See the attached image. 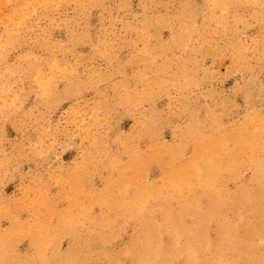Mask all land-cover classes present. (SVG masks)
<instances>
[{"label": "rangeland", "instance_id": "1", "mask_svg": "<svg viewBox=\"0 0 264 264\" xmlns=\"http://www.w3.org/2000/svg\"><path fill=\"white\" fill-rule=\"evenodd\" d=\"M0 44V264H264V0H0Z\"/></svg>", "mask_w": 264, "mask_h": 264}, {"label": "bare ground", "instance_id": "2", "mask_svg": "<svg viewBox=\"0 0 264 264\" xmlns=\"http://www.w3.org/2000/svg\"><path fill=\"white\" fill-rule=\"evenodd\" d=\"M7 1H8V0H7ZM37 1H38V0H37ZM59 1H60V0H59ZM15 2H16V0H15ZM22 2H24V1H22ZM62 2H63V1H62ZM5 3H6V2H5ZM18 3H19V2H18ZM26 3H28V2H26ZM31 3H33V1H32ZM88 3H89V1H88ZM90 3H91V2H90ZM14 4H15V3H14ZM34 4H35V3H34ZM37 4H38V2H37ZM40 4H41V3H40ZM56 4H57V3H55V5H56ZM77 4H78V3H77ZM100 4H101V3H100ZM11 5H12V4H11ZM17 5H18V4H17ZM27 5H28V4H27ZM41 5H42V4H41ZM52 5H53V4H52ZM60 5H61V4H60ZM23 6H24V5H23ZM37 6H38V5H37ZM48 6H49V5H48ZM63 6H64V5H63ZM65 6H66V5H65ZM26 7H27V6H26ZM39 7H40V6H39ZM42 7H44V6H42ZM84 7H85V6H84ZM14 8H16V7H14ZM46 8H47V7H46ZM46 8H44V9H46ZM61 8H63V7H61ZM86 8H87V7H86ZM30 9H31V8H30ZM37 9H38V8H37ZM48 9H49V8H48ZM59 9H60V8H59ZM84 9H85V8H84ZM31 10H32V9H31ZM40 10H41V9H40ZM52 10H53V8H52ZM81 10H82V9H81ZM22 12H23V10H22ZM38 12H39V11H38ZM51 12H52V11H51ZM58 12H59V11H58ZM36 13H37V11H36ZM47 13H48V12H47ZM49 13H50V12H49ZM55 13H56V12H55ZM6 15H7V14H6ZM49 15H50V14H49ZM22 16H23V15H22ZM30 16H31V14H30ZM30 16H29V17H30ZM35 16H36V15H35ZM260 16H261V15H260ZM262 16H263V15H262ZM7 17L9 18V16H7ZM14 17H15V16H14ZM26 17H28V16H26ZM29 17H28V18H29ZM31 17H33V16H31ZM41 17H42V16H41ZM48 17H49V16H48ZM17 18H18V17H17ZM17 18H16V19H17ZM22 18H23V17H22ZM37 18H38V17H37ZM50 18H52V17H50ZM50 18H49V19H50ZM258 18H259V16H258ZM260 18H261V17H260ZM26 19H27V18H26ZM31 19H32V18H31ZM34 19H35V18H34ZM34 19H33L32 23H34ZM53 19H54V17H53ZM17 20H18V19H17ZM51 20H52V19H51ZM7 21H8V20H7ZM14 21H16V20H14ZM20 21H21V20H20ZM16 22H17V21H16ZM16 22H15V23H16ZM27 22H28V20H27ZM15 23H14V24H15ZM29 23H30V21H29ZM10 24H11V23H10ZM23 24H24V22H23ZM8 25H9V23H8ZM26 25H27V23H26ZM145 25H146V24H145ZM10 26L12 27V25H10ZM10 26H9V27H10ZM4 27H5V26H4ZM11 27H10V28H11ZM18 27H20V26H18ZM29 27H30V26H29ZM144 27H145V26H144ZM6 28H7V27H6ZM22 28H23V27H22ZM22 28H20V29H22ZM24 28H25V27H24ZM12 29H13V28H12ZM17 30H18V28H17ZM18 31H20V30H18ZM39 31H40V30H39ZM49 31H50V30H49ZM9 32H10V31H9ZM69 32H70V31H69ZM24 33H25V32H24ZM40 33H41V32H40ZM45 33H46V32H45ZM50 33H51V32H50ZM50 33H49V34H50ZM70 33H71V32H70ZM13 34H14V33H13ZM41 34H42V33H41ZM72 35H73V34H71V36H72ZM12 36H13V35H12ZM22 36H23V35H22ZM73 36H74V35H73ZM17 37H18V36H17ZM42 37H43V36H42ZM40 38H41V36H40ZM17 39H18V38H17ZM17 39H15V40H17ZM20 39H21V38H20ZM20 41H21V40H20ZM49 41H50V40H49ZM2 42H4V41L2 40ZM18 42H19V41H18ZM44 42H45V41H44ZM45 43H47V42H45ZM0 45H1V44H0ZM49 45H50V44H49ZM52 45H54V44H52ZM17 46H19V45H17ZM0 47H1V46H0ZM13 47H14V46H13ZM8 48H9V46H8ZM1 54H2V53H1ZM49 82H50V80H49ZM47 83H48V82H47ZM48 84H50V83H48ZM47 86H48V85H47ZM44 88H46V87H44ZM48 89H49V88H48ZM46 90H47V89H46ZM243 129H244V128H242V130H243ZM255 133H256V132H255ZM235 134H236V133H235ZM257 134H258V132H257ZM239 137H241V136H239ZM222 138H223V137H222ZM256 139H257V138H256ZM258 139L260 140V138H258ZM258 139H257V141H259ZM205 140H206V139H205ZM210 140H213V139H210ZM222 140H223V139H222ZM226 140H227V139H226ZM238 140H240V139H238ZM252 140H253V139H252ZM232 141H233V139H232ZM223 142H224V141H223ZM240 142H241V141H240ZM205 143L207 144L208 142H205ZM233 143H234V142H233ZM208 144H209V143H208ZM208 144H207V145H208ZM227 144H228V143H227ZM259 144H260V143H259ZM263 144H264V143H263ZM207 145H206V146H207ZM209 145H210V144H209ZM218 145H219V144H218ZM220 145H221V143H220ZM222 145H223V144H222ZM224 145L226 146V144H224ZM236 145H237V144H236ZM252 145H253V144H251V146H252ZM254 145H255V143H254ZM203 146H204V145H203ZM206 146H205V147H206ZM237 146H238V145H237ZM210 147H212V145H211ZM233 147H234V146H233ZM245 147H246V145H245ZM221 148H222V150H223V146H221ZM230 148H231V147H230ZM247 148H248V145H247ZM249 148H250V147H249ZM249 148H248V149H249ZM251 148H252V147H251ZM238 149H239V148H238ZM244 149H245V148H244ZM244 149H243V150H244ZM254 149H255V148H254ZM254 149H253V151H255ZM258 149H259V148H258ZM204 150H209V149H207V147H206V148H204ZM224 150H225V149H224ZM226 150H227V149H226ZM260 150L263 151V149H260ZM212 151H213V150H212ZM214 151H215V150H214ZM238 151H242V150L240 149V150H238ZM238 151H237V152H238ZM246 151H247V150H246ZM250 151H251V149H250ZM256 151H257V150H256ZM258 151H259V150H258ZM262 151H261V152H262ZM206 152H207V151H206ZM216 152H217V151H216ZM231 152H233V151H231ZM243 152H244V151H243ZM243 152H242V153H243ZM259 152H260V151H259ZM238 153H239V152H238ZM238 153H237V155H238ZM242 153H240V154H242ZM246 153H247V152H246ZM256 153H258V152H256ZM217 154H218V153H217ZM252 154H254V153H252ZM260 154H262V153H260ZM215 155H216V153H215ZM224 155H226V154H224ZM233 155H236V152H235V154H233ZM240 156H242V155H240ZM260 156H261V155H260ZM199 157H200V156H199ZM199 157H198V158H199ZM217 157H218V156H217ZM230 157L232 158V155H231ZM235 157H237V156H235ZM235 157H233V158H235ZM243 157H245V156H243ZM254 157H256V156H254ZM258 157H259V156H258ZM258 157H257V159H258ZM202 158H203V156H202ZM208 158H209V157H208ZM210 158L213 159V156H210ZM233 158H232V160H233ZM259 158H261V157H259ZM200 159H201V158H200ZM218 159L220 160V158H218ZM237 159H238V158H237ZM237 159H236V160H237ZM242 159H243V158H242ZM249 159H250V157H249ZM254 159H256V158H254ZM228 160H230V159L228 158ZM238 160H239V159H238ZM196 161H197V160H196ZM202 161H203V160H202ZM202 161H201V162H202ZM206 161H207V160H206ZM255 161H256V160H254V162H255ZM259 161H261V159H260ZM203 162H204V161H203ZM203 162H202V163H203ZM212 162H213V161L211 160V163H212ZM215 162H216V161H215ZM215 162H214V165H217L218 163L215 164ZM217 162H218V161H217ZM229 162H230V161H229ZM236 162H238V161H236ZM239 162L241 163L242 160H240ZM239 162H238V163H239ZM206 163L208 164V161H207ZM221 163H222V162H221ZM238 163H235V164L237 165ZM194 164H195V163H194ZM230 164H231V163H230ZM230 164H229V165H230ZM235 164H234V165H235ZM187 165H188V164H187ZM205 165H206V164H205ZM211 165H213V164H210V166H211ZM221 165H222V164H221ZM231 165H232V164H231ZM236 165H235V166H236ZM203 166H204V164H203ZM203 166H202V168H200V167H198V168H199V169H202V170H203V169L205 170V169H206V166H205L204 168H203ZM208 166H209V164H208ZM208 166H207V169H208ZM232 166H233V165H232ZM235 166H234V167H235ZM257 166H258V165H257ZM195 167H196V166H195ZM213 167H214V166H213ZM217 167L219 168L218 165H217ZM234 167H233V168H234ZM236 167H237V166H236ZM258 167H259V166H258ZM196 168H197V167H196ZM198 168H197V170H199ZM211 168H212V167H211ZM237 168H238V167H237ZM260 168L263 169V167H260ZM213 169H214V168H212V170H213ZM219 169H220V168H219ZM221 169H222V167H221ZM226 169H227V167H226ZM139 170H140V169H139ZM209 170H210V169H209ZM212 170H211V171H212ZM140 171H141V170H140ZM211 171H210V172H211ZM220 171H221V170H220ZM222 171H224V169H222ZM228 171H229V169H228ZM232 171H234V170H232ZM215 172H216V171H215ZM215 172H214V173H215ZM229 172H230V171H229ZM251 172H252V171H251ZM141 173H142V171H141ZM195 173H197V171H196ZM199 173H200V171H199ZM203 173H204V171H203ZM236 173H237V172H236ZM249 173H250V172H249ZM249 173H248V174H249ZM210 174H212V175H210V176H214V175L216 176L217 173H215V174L213 175V172H212V173H210ZM232 174H233V173H232ZM200 175H202V173H201ZM227 175H228V173H227ZM262 175H263V174H262ZM178 176H179V175H178ZM210 176H209V177H210ZM219 176H220V175H219ZM240 176H242V175H240ZM240 176H239V177H240ZM205 177L207 178L208 176H205ZM180 178H181V176H180ZM185 178H186V177H185ZM211 178H212V179H210V181H212V182L215 181V179H213V178H215V177H211ZM263 178H264V177H263ZM229 179H231V178H229ZM243 179H244V178H243ZM200 180H201V179H200ZM177 181H179V179H178ZM181 181H182V180L180 179V185H181ZM232 181H233V180H232ZM257 182H258V181H257ZM262 182L264 183V181H262ZM150 183H151V182H150ZM150 183H149V184H150ZM201 183H202V181H201ZM215 183H217V182H215ZM215 183H214V184H215ZM245 183H246V182H245ZM259 183H260V182H259ZM146 184H147V183H146ZM202 184H204V183H202ZM210 184H211V183H210ZM212 184H213V183H212ZM254 184H255V183H254ZM147 185H148V184H147ZM204 185H205V184H204ZM215 185H216V184H215ZM144 186H145V185H144ZM150 186H152V183H151ZM161 186H162V185H161ZM205 186H207V184H206ZM255 186H259V185H255ZM136 187H137V186H136ZM153 187H154V186H153ZM155 187H156V186H155ZM157 187H158V186H157ZM178 187H179V186H178ZM178 187H177V189H178ZM213 187H214V185L212 186V188H213ZM252 187H253V186H252ZM158 188H159V187H158ZM164 188H165V187H164ZM172 188H174V186H172ZM179 188H180V187H179ZM205 188H207V187H205ZM209 188H210V187H209ZM212 188H211V189H212ZM214 188H215V190H216V187H214ZM221 188H222V187H221ZM233 188H235V187H233ZM254 188H255V187H254ZM149 189H151V188H149ZM159 189H160V188H159ZM159 189H158V190H159ZM161 189H162V188H161ZM177 189H176V190H177ZM181 189H182V188H181ZM223 189H224V188H223ZM255 189H257V188H255ZM255 189H254V190H255ZM156 190H157V189H156ZM166 190H167V189H166ZM142 191L144 192V189H142ZM146 191H147V190H146ZM148 191H149V190H148ZM150 191H151V190H150ZM159 191H160V190H159ZM161 191H162V190H161ZM172 191H173V190H172ZM174 191H175V189H174ZM216 191H218V190H216ZM216 191H215V192H216ZM252 191H253V189H252ZM134 192H135V191H134ZM165 192H166V191H165ZM181 192H182V191H181ZM208 192H210V190H208ZM212 192H213V191H212ZM212 192H211V193H212ZM219 192H220V191H218V193H216V194L218 195L217 198H216V196L214 197V198H216L217 200L219 199V197H221V194H219ZM232 192H233V190H232ZM256 192H257V191H256ZM156 193H158V192H156ZM163 193H164V192H163ZM191 193H192V192H191ZM220 193H221V192H220ZM241 193H242V192H241ZM139 194L142 195V193H139ZM166 194H168V193H166ZM171 194H172V193H171ZM202 194H203V193H201V195H202ZM225 194H226V193H225ZM225 194H224V195H225ZM227 194H228V193H227ZM227 194H226V197L228 196ZM238 194H240V193H238ZM238 194H237V195H238ZM148 195H149V194H148ZM158 195H159V194H158ZM209 195H210V194H209ZM211 195H212V194H211ZM213 195H215V194H213ZM213 195H212V196H213ZM230 195H232V194H230ZM247 195H248V194H247ZM137 196H138V195H137ZM137 196H136L135 201L137 200ZM168 196H170V195H168ZM143 197H144V195H143ZM146 197H147V196H146ZM146 197H144L143 200H145ZM186 197H187V195H186ZM224 197H225V196H224ZM229 197H231V196H229ZM246 197H247V196H246ZM139 198H140V197H139ZM139 198H138V199H139ZM141 198H142V197H141ZM141 198H140V200H141ZM148 198H151V197H148ZM156 198H157V197H156ZM170 198H171V197H170ZM193 198H195V197H193ZM205 198H206V197H205ZM237 198H238V196H237ZM240 198H241V197H240ZM262 198H263V197H262ZM262 198H261V199H262ZM181 199H182V198H181ZM190 199H191V198H190ZM232 199H233V198H232ZM261 199H259V200H261ZM204 200H205V199H204ZM212 200H214V199H212ZM217 200H216V201H217ZM226 200H227V199H226ZM252 200H254V199H252ZM121 201H122V200H121ZM123 201H124V200H123ZM141 201H142V200H141ZM148 201H149V200H148ZM150 201H151V199H150ZM167 201H168V200H167ZM190 201H191V200H190ZM248 201H249V199H248ZM101 202L103 203V201H101ZM136 202H137V201H136ZM168 202H169V201H168ZM201 202H203V201H201ZM218 202H219V200H218ZM227 202H228V201H227ZM227 202H226V205H227ZM246 202H247V201H246ZM102 203H101V204H102ZM105 203H106V202H105ZM122 203H124V202H122ZM138 203H140V202H138ZM186 203H189V202L186 201ZM103 204H104V203H103ZM128 204H129V203H128ZM128 204H127V205H128ZM131 204H132V203H131ZM143 204H144V201H143ZM143 204H141V206H142ZM183 204H185V203H183ZM189 204H190V203H189ZM202 204H203V203H202ZM215 204H216V203H215ZM116 205H117V204H116ZM133 205H134V204H133ZM136 205H139V204H136ZM136 205H134V206H136ZM185 205H186V204H185ZM187 205H188V204H187ZM233 205H234V204H233ZM235 205H236V204H235ZM235 205H234V206H235ZM246 205H247V203H246ZM252 205H253V204H252ZM128 206H129V205H128ZM173 206H174V205H173ZM175 206H177V205H175ZM182 206H183V205H182ZM228 206H229V205H228ZM250 206H251V204H250ZM101 207H103V206H101ZM119 207H120V206H119ZM139 207H140V206H139ZM189 207H190V206H189ZM191 207H192V206H191ZM203 207H204V206H203ZM210 207H211V206H210ZM245 207H246V206H245ZM123 208H124V207H123ZM130 208H131V206H130ZM158 208H159V207H158ZM171 208H172V207H171ZM171 208H170V209H171ZM183 208H184V207H183ZM198 208H199V207H198ZM200 208H201V207H200ZM234 208H235V207H234ZM111 209H112V208H111ZM142 209H143V208H142ZM193 209H194V208H193ZM196 209H197V208H196ZM204 209H205V208H204ZM236 209H239V208L237 207ZM240 209H241V208H240ZM242 209H245V208L243 207ZM256 209H257V208H256ZM107 210H108V208H107ZM114 210H115V209H114ZM140 210H141V209H140ZM143 210H144V209H143ZM174 210H175V209H174ZM262 210H263V209H262ZM108 211H109V210H108ZM110 211H111V210H110ZM137 211H139V210H137ZM137 211H136V212H137ZM189 211H190V210H189ZM230 211H231V210H230ZM141 212H142V211H141ZM180 212H181V211H180ZM195 212H196V211H195ZM199 212H200V210H199ZM238 212H239V210H238ZM240 212H241V211H240ZM259 212H260V211H259ZM40 213L42 214L41 210H40ZM139 213H140V212H139ZM139 213H138V214H139ZM144 213H145V212H144ZM172 213H174V212H172ZM231 213H232V212H231ZM261 213H262V211H261ZM136 214H137V213H136ZM155 214H157V213H155ZM174 214H175V213H174ZM217 214H218V213H217ZM226 214H227V213H226ZM239 214H240V213H239ZM246 214H247V213H246ZM104 215H105V214H104ZM176 215H177V214H176ZM218 215H219V214H218ZM218 215H217V217H219ZM231 215H232V214H231ZM240 215H241V214H240ZM251 215H252V214H251ZM198 216H199V215H198ZM227 216H228V215H227ZM263 216H264V215H263ZM95 217H97V216H95ZM185 217H188V216H185ZM191 217H193V216H191ZM225 217H226V215H225ZM238 217H240V216H238ZM238 217H236V218H238ZM244 217H245V216H244ZM252 217H253V215H252ZM170 218H171V217H170ZM220 218H221V217H220ZM226 218H227V217H226ZM228 218H229V217H228ZM247 218H248V214H247ZM183 219H184V218H183ZM191 219H192V218H191ZM208 219H209V217H208ZM208 219H207V220H208ZM258 219H259V218H258ZM239 220H240V219H239ZM253 220H254V219H253ZM92 221H93V220H92ZM129 221H130V219H129ZM210 221H211V220H210ZM210 221H209V222H210ZM220 221H221V220H220ZM220 221H218V222H220ZM25 222H26V221H25ZM40 222H41V221H40ZM51 222H52V221H51ZM164 222H165V221H164ZM223 222H224V221H223ZM240 222H241V221H240ZM23 223H24V222H23ZM71 223H72V222H71ZM90 223H91V220H90ZM128 223H129V222H128ZM167 223H169V222L167 221ZM200 223H201V222H200ZM220 223L222 224V222H220ZM220 223H219V224H220ZM225 223H226V222H225ZM227 223H228V222H227ZM247 223H248V222H247ZM26 224H27V222H26ZM74 224H75V222H74ZM115 224H117V223H115ZM181 224H182V223H181ZM188 224H189V222H188ZM205 224H206V222H205ZM232 224H233V223H232ZM40 225H41V223H40ZM46 225H47L46 227H49L48 224H46ZM89 225H90V224H89ZM160 225H161V223H160ZM171 225H173V224H171ZM182 225H183V224H182ZM208 225H209V224H208ZM213 225H214V224H213ZM259 225H261V224H259ZM15 226H16V225H15ZM23 226H24V225H23ZM51 226H52V225H51ZM95 226H96V225H95ZM126 226H127V225H126ZM201 226H202V225H200L199 227H201ZM221 226H222V225H221ZM223 226H224V225H223ZM226 226H227V225H226ZM232 226H233V225H232ZM41 227H42V225H41ZM43 227H44V226H43ZM130 227H131V226H130ZM139 227H140V226H139ZM166 227L168 228L169 226L166 225L165 228H166ZM170 227H171V226H170ZM174 227H176V226L174 225ZM174 227H172V228H174ZM178 227H179V226H178ZM178 227H177V228H178ZM191 227H192V226H191ZM262 227H263V226H262ZM21 228H22V227H21ZM26 228H27V227H26ZM67 228H68V227H67ZM101 228H102V227H101ZM103 228H104V227H103ZM103 228H102V229H103ZM107 228H108V227H107ZM189 228H190V226H189ZM193 228H194V227H193ZM206 228H207V227H206ZM223 228H225V227H222V229H223ZM229 228H230V227H229ZM229 228H228V229H229ZM241 228H242V227H241ZM11 229H12V228H11ZM42 229H43V228H42ZM159 229H161V228H159ZM175 229H176V228H174L173 231H177V230H175ZM180 229H181V228H180ZM196 229H197V228H196ZM249 229H250V227H249ZM30 230H31V229H30ZM32 230H33V229H32ZM202 230H203V229H202ZM215 230H216V229H215ZM15 231H16V230H15ZM33 231H34V230H33ZM33 231H32V232H33ZM112 231H113V230H112ZM164 231H165V230H164ZM190 231H191V229H190ZM197 231H198V230H197ZM235 231H236V230H235ZM257 231H258V230H257ZM41 232H42V231H41ZM169 232H170V231H169ZM177 232L179 233V231H177ZM188 232H189V231H188ZM28 233H30V232H28ZM47 233H48V232H47ZM63 233H64V232H63ZM170 233H172V232H170ZM170 233H169V234H170ZM175 233H176V232H175ZM207 233H208V232H207ZM207 233H206V234H207ZM222 233H223V232H222ZM234 233H235V232H234ZM234 233H233V234H234ZM263 233H264V232H263ZM71 234H72V233H71ZM93 234H94V232H93ZM179 234H180V233H179ZM251 234H252V233H251ZM14 235H15V234H14ZM22 235H23V234H22ZM29 235H30V234H29ZM161 235H163L162 232H161ZM170 235H171V236H174V234H170ZM175 235H176V234H175ZM182 235H183V234H182ZM184 235H185V238H184V239H186L187 236H186V234H184ZM187 235H188V234H187ZM208 235H209V234H208ZM234 235H235V234H234ZM239 235H240V234H239ZM252 235H253V234H252ZM69 236H70V235H69ZM138 236H139V235H138ZM164 236H165V235H164ZM206 236H207V235H206ZM10 237H11V236H10ZM145 237H146V236H145ZM175 237H176V236H175ZM178 237H180V235H179ZM220 237H221V235H220ZM222 237H223V235H222ZM227 237H228V235H227ZM239 237H240V236H239ZM239 237H238L237 239H240ZM256 237H257V236H256ZM30 238H31V237H30ZM32 238H33V237H32ZM118 238H119V237H118ZM166 238H167V237H166ZM49 239H50V238H49ZM173 239H174V240H177V239H179V238H173ZM204 239H205V238H204ZM204 239H203V240H204ZM211 239H212V238H211ZM215 239H216V238H215ZM233 239H235V238H233ZM1 240H2V239H1ZM6 240H8V239H7V236H6V239H5L4 241L7 242ZM9 240H10V239H9ZM30 240H31V239H30ZM141 240H142V239H141ZM154 240H155V239H154ZM161 240H162V239H161ZM179 240H180V239H179ZM179 240H178V241H179ZM182 240H183V239H182ZM221 240H222V238H221ZM221 240L219 239V241H221ZM235 240H236V239H235ZM235 240H234V241H235ZM240 240H241V239H240ZM260 240H261V243H260V244H262V241L264 242V240H262V238H261ZM260 240H259V238H258L257 243H258ZM4 241H2V242L4 243ZM149 241L151 242V240H149ZM152 241H153V239H152ZM199 241H200V239H199ZM209 241H210V240H209ZM231 241H232V240H231ZM236 241H239V240H236ZM241 241H242V240H241ZM58 242H59V241H58ZM81 242H82V241H81ZM141 242H142V241H141ZM146 242H148V241H146ZM146 242H144V243H146ZM153 242H154V241H153ZM160 242H161V241H160ZM181 242H182V241H181ZM181 242H180L179 244H181ZM189 242H190V241H189ZM197 242H198V241H197ZM252 242H253V241H252ZM0 243H1V241H0ZM8 243H10V242H8ZM8 243H7V244H8ZM50 243H51V242H50ZM165 243H166V242H165ZM173 243H174V241H173ZM192 243H193V242H192ZM199 243H200V242H199ZM199 243H198V244H199ZM201 243H202V242H201ZM201 243H200V245H201ZM211 243H212V242H211ZM226 243H228V242H226ZM253 243H254V242H253ZM97 244H98V243H97ZM153 244H154V243H153ZM160 244H162V243H160ZM177 244H178V243H177ZM177 244H176V245H177ZM196 244H197V243H196ZM204 244H205V243H204ZM208 244H210V243L208 242ZM14 245H15V244H14ZM54 245H55V244H54ZM77 245H78V243H77ZM77 245H76V246H77ZM141 245H142V243H141ZM151 245H152V243H151ZM185 245H188V244L186 243ZM190 245H191V243H190ZM237 245H238V244H237ZM0 246H2V245H0ZM5 246H6V245H5ZM7 246H8V245H7ZM50 246H51V245H50ZM60 246H61V245H60ZM98 246H99V244H98ZM110 246H111V245H110ZM171 246H172V245H171ZM177 246H178V245H177ZM193 246H194V245H193ZM193 246H192V247H193ZM196 246H197V245H196ZM201 246H202V245H201ZM226 246H227V245H226ZM226 246H225V248H226ZM246 246H247V245H246ZM250 246H251V244H250ZM2 247H3V246H2ZM95 247H96V246H95ZM105 247H106V246H105ZM159 247H160V245H159ZM180 247H181V246H180ZM194 247H195V246H194ZM199 247H200V246L198 245V248H199ZM208 247H209V246H208ZM5 248H6V247H5ZM73 248H74V247H73ZM151 248H152V247H151ZM156 248H158V246H157ZM161 248H162V247H161ZM174 248H175V247H174ZM178 248H179V247H178ZM185 248H188V246H186ZM198 248H197V249H198ZM201 248H202V247H201ZM201 248H199V249H201ZM203 248H204V247H203ZM206 248H207V247H206ZM60 249H61V247H60ZM83 249H84V248H83ZM158 249H160V248H158ZM166 249H167V248H166ZM175 249H176V248H175ZM215 249H217V248H215ZM223 249H224V248H223ZM10 250H11V249H10ZM84 250H85V249H84ZM84 250H83V251H84ZM111 250H112V249H111ZM162 250H163V249H162ZM162 250L160 249V251H162ZM177 250H178V249H177ZM187 250L190 251V249H187ZM220 250H221V249H220ZM47 251H48V250H47ZM133 251H135V250H133ZM156 251H157V250H156ZM156 251H155V252H156ZM192 251H193V250H192ZM194 251H195V250H194ZM248 251H249V250H248ZM14 252H16V251H14ZM45 252H46V251H45ZM131 252H132V250H131ZM179 252H180V251H179ZM190 252H191V251H190ZM204 252H205V251H204ZM220 252H221V251H220ZM220 252H219V253H220ZM222 252H223V250H222ZM222 252H221V253H222ZM226 252H227V251H226ZM46 253H47V252H46ZM146 253H147V252H146ZM156 253H157V252H156ZM180 253H181V252H180ZM185 253H186V252H185ZM72 254H73V252H72ZM105 254H106V253H105ZM128 254H130V253H128ZM150 254H151V253H150ZM170 254H171V253H170ZM182 254H183V252H182ZM186 254H187V253H186ZM194 254H195V253H194ZM248 254H249V252H248ZM248 254H247V255H248ZM251 254H252V253H251ZM7 255H8V254H7ZM122 255H123V254H122ZM130 255H131V254H130ZM148 255H149V254H148ZM83 256H84V255H83ZM123 256H124V255H123ZM141 256H142V255H141ZM191 256H192V255H191ZM3 257L5 258V256H3ZM101 257H102V256H101ZM154 257H155V256H154ZM156 257H158V253H157V256H156ZM189 257H190V256H189ZM194 257H195V256H194ZM215 257H216V256H215ZM255 257H256V256H255ZM186 258H187V257H186ZM216 258H217V257H216ZM219 258H220V257H219ZM229 258H230V257H229ZM256 258H257V257H256ZM121 259H123V258H121ZM142 259H144V258H142ZM142 259H141V260H142ZM147 259H148V258H147ZM174 259H175V258H174ZM187 259H188V258H187ZM203 259H204V257H203ZM205 259H206V258H205ZM210 259H211V257H210ZM210 259H209V260H210ZM239 259H240V258H239ZM239 259H238V260H239ZM254 259H255V258H254ZM76 260H77V258H76ZM156 260H157V259H155V261H156ZM158 260H160V259H158ZM172 260H173V259H172ZM190 260H191V259H190ZM221 260H222V259H221ZM11 261H12V260H11ZM16 261H17V260H16ZM139 261H140V260H139ZM139 261H138V262H139ZM144 261H145V259L142 261L143 264L145 263ZM151 261H152V260H151ZM151 261H150V262H151ZM177 261H179V260H177ZM191 261H193V260H191ZM191 261H190V262H191ZM199 261H200V260H199ZM205 261H206V260H205ZM25 262H26V261H25ZM53 262H54V261H53ZM95 262H96V261H95ZM120 262H121V261H120ZM129 262H130V261H129ZM146 262H147V261H146ZM150 262H148V263H150ZM152 262H153V261H152ZM179 262H180V261H179ZM209 262H210V261H209ZM216 262H217V261H216ZM241 262H242V260H241ZM241 262H240V263H241ZM15 263H16V262H15ZM27 263H28V262H27ZM51 263H52V262H51ZM96 263H97V262H96ZM107 263H108V262H107ZM168 263H170V262H168ZM191 263H192V262H191ZM217 263H218V262H217ZM258 263H260V262H258ZM18 264H19V263H18ZM21 264H22V263H21ZM66 264H67V263H66ZM75 264H76V263H75ZM150 264H151V263H150ZM160 264H161V263H160ZM211 264H212V262H211ZM215 264H216V263H215ZM222 264H224V263L222 262ZM251 264H255V263H251Z\"/></svg>", "mask_w": 264, "mask_h": 264}]
</instances>
